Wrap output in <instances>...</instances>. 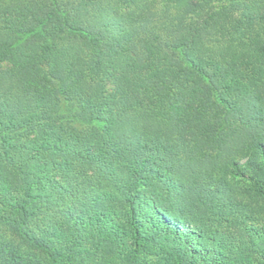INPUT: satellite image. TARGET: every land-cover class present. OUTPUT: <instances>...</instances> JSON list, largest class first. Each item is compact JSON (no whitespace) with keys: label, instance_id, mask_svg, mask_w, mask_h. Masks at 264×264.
<instances>
[{"label":"trees","instance_id":"1","mask_svg":"<svg viewBox=\"0 0 264 264\" xmlns=\"http://www.w3.org/2000/svg\"><path fill=\"white\" fill-rule=\"evenodd\" d=\"M0 243L264 264V0H0Z\"/></svg>","mask_w":264,"mask_h":264},{"label":"rangeland","instance_id":"2","mask_svg":"<svg viewBox=\"0 0 264 264\" xmlns=\"http://www.w3.org/2000/svg\"><path fill=\"white\" fill-rule=\"evenodd\" d=\"M236 181H237V183H239L240 185H245V182L243 181V179H236ZM10 238H12V237H10V235H9V233H5L4 234V239H5V241H8V240H10ZM4 241V240H3ZM3 248V246H2V244L0 243V250ZM19 257H22V254H21V256H19Z\"/></svg>","mask_w":264,"mask_h":264}]
</instances>
